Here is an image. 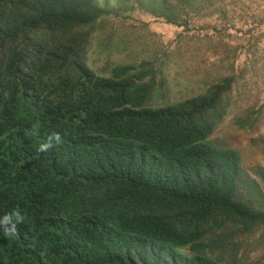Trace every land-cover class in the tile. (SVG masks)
<instances>
[{"label":"trees","instance_id":"16d2710c","mask_svg":"<svg viewBox=\"0 0 264 264\" xmlns=\"http://www.w3.org/2000/svg\"><path fill=\"white\" fill-rule=\"evenodd\" d=\"M236 2L176 0L167 19H224ZM105 12L99 0H0V217L25 216L17 236L0 229V264H224L207 234L264 227L237 194L240 154L207 140L241 82L149 105L163 67L87 62Z\"/></svg>","mask_w":264,"mask_h":264},{"label":"rangeland","instance_id":"374dc122","mask_svg":"<svg viewBox=\"0 0 264 264\" xmlns=\"http://www.w3.org/2000/svg\"><path fill=\"white\" fill-rule=\"evenodd\" d=\"M99 2L106 12L87 62L99 73L108 59L114 67L130 65L131 74L149 76L163 67L164 78L157 77L149 105L184 101L207 93L221 78L236 75L241 89L234 88L230 104L214 112L219 117L207 140L240 154L237 194L264 210V40L259 41L255 28L256 12L264 8V0H238L236 12L224 19L198 16L187 25L167 19L176 14V0ZM228 229L206 236L221 262L264 264V227L247 234ZM182 251L192 253L189 247Z\"/></svg>","mask_w":264,"mask_h":264},{"label":"clouds","instance_id":"9594fccd","mask_svg":"<svg viewBox=\"0 0 264 264\" xmlns=\"http://www.w3.org/2000/svg\"><path fill=\"white\" fill-rule=\"evenodd\" d=\"M38 130L34 129V134ZM61 137L58 133L51 134L44 143H41L37 148V154L49 151L55 143H59ZM25 220L24 214L17 208L13 211L6 213L0 217V229L3 230L5 237H15L19 234L18 225L22 224Z\"/></svg>","mask_w":264,"mask_h":264}]
</instances>
